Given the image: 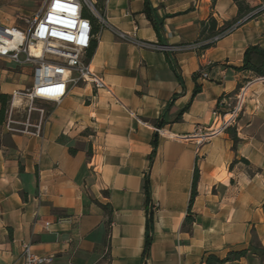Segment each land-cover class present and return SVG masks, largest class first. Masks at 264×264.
Segmentation results:
<instances>
[{"label": "crops", "instance_id": "0c3cea01", "mask_svg": "<svg viewBox=\"0 0 264 264\" xmlns=\"http://www.w3.org/2000/svg\"><path fill=\"white\" fill-rule=\"evenodd\" d=\"M148 1L158 34L145 0H95L111 26L166 45L195 43L210 15L219 25L237 16L233 0ZM39 2L0 0V24L24 28L15 16H33ZM93 32L86 62L107 89L81 80L59 103L36 101L42 116L15 100L10 117L42 118L39 136L6 128L11 95L31 88L33 73L0 56V94L9 97L0 121V264H22L24 244L52 258L44 264H205L207 254L248 248L251 230L264 247V77L236 69L249 45L264 49V12L200 55L141 48L96 23ZM216 113L230 118L218 131ZM197 128L206 136L200 145ZM145 176L153 230L143 257ZM225 264L264 261L253 255Z\"/></svg>", "mask_w": 264, "mask_h": 264}, {"label": "built area", "instance_id": "2783aa9c", "mask_svg": "<svg viewBox=\"0 0 264 264\" xmlns=\"http://www.w3.org/2000/svg\"><path fill=\"white\" fill-rule=\"evenodd\" d=\"M95 19L101 28L106 27L118 38L141 48H147L167 54L182 51H199L200 42L190 44L166 45L149 43L138 39L134 32L127 33L107 23L95 0H43L40 10L31 17H23L24 28L0 24V56L7 57L18 64L32 66L33 85L23 91H15L10 98V110L6 121L7 130L34 136L40 135L41 119L36 124L28 120L23 123L13 120L11 108L15 100L28 103V112L36 110L43 115V109L33 107L36 101H53L59 103L79 81L91 83L96 91L106 90L107 86L101 76L96 74L86 55L91 46L94 35V23L87 16ZM230 29L215 35L211 42L215 44L229 35ZM24 59H20V55ZM202 54V53H201ZM200 77L207 78V73L201 71ZM227 115L216 113L220 128L223 122H230ZM21 127H16L15 125ZM33 128V130H30ZM198 144L206 140L200 135L201 128H197ZM49 223H46L48 226ZM52 258L38 256L31 251L29 244L23 245L22 264H44Z\"/></svg>", "mask_w": 264, "mask_h": 264}, {"label": "trees", "instance_id": "16d2710c", "mask_svg": "<svg viewBox=\"0 0 264 264\" xmlns=\"http://www.w3.org/2000/svg\"><path fill=\"white\" fill-rule=\"evenodd\" d=\"M215 0H212L214 3ZM235 5L237 6V16L232 20L225 21L223 24L219 25L217 20L210 15L207 19L202 20L199 23V34L196 42H200L198 55L203 53L206 49H209L215 46L214 42H211V39L228 29L234 31L242 24L250 21L260 14L264 12V0H261V4L258 5H250L247 0H233ZM145 14L146 17L151 21L153 28L157 32H160V22L153 15V10L150 7V3L148 0H145ZM88 17L95 23V19L87 14ZM95 44L93 43L89 48V54L94 49ZM168 55L167 53H165ZM239 71H247L251 73L254 77H264V49L258 45H249L245 51L243 56L242 65L240 67H236ZM197 78V74L194 75V79ZM247 80V79H245ZM200 86L195 85L193 90V96H195L200 91ZM9 97L7 95L0 94V121L2 120L4 114L9 108ZM185 107L183 110H185ZM161 123H157V127H161ZM227 131L231 134V137L235 142H237L235 130H232L230 127L227 128ZM157 147V133L153 135L152 139V151L150 155V161L155 155ZM199 178L198 168L195 167L193 174V181L191 186V195L188 203V213L185 218V225L192 222L191 216V207L196 195V185ZM145 197H146V230H145V244L143 249V257H146L149 252V248L152 241V230H153V210L151 208L150 203V184L148 176H145ZM107 207V206H106ZM253 255H256L260 261H264V247L261 245L259 239L257 238L254 230H251V239L248 248L239 249V250H231L228 251L224 257H219L215 254H207L203 260L205 264H225L227 262L237 261L242 258H251Z\"/></svg>", "mask_w": 264, "mask_h": 264}, {"label": "rangeland", "instance_id": "374dc122", "mask_svg": "<svg viewBox=\"0 0 264 264\" xmlns=\"http://www.w3.org/2000/svg\"><path fill=\"white\" fill-rule=\"evenodd\" d=\"M40 2H39V5L43 2V0H39ZM249 3V2H248ZM251 5V4H250ZM39 7V6H38ZM38 9V8H37ZM23 17H28V16H25V15H17V16H15V21H16V23L17 24H20V25H22L23 24V21H22V18ZM40 105V102H34V104H33V107H36V108H42V106H39ZM228 118V117H227ZM220 122L218 121L217 123H216V131H218L219 129H220Z\"/></svg>", "mask_w": 264, "mask_h": 264}, {"label": "bare ground", "instance_id": "6f19581e", "mask_svg": "<svg viewBox=\"0 0 264 264\" xmlns=\"http://www.w3.org/2000/svg\"><path fill=\"white\" fill-rule=\"evenodd\" d=\"M14 103H15V101H14Z\"/></svg>", "mask_w": 264, "mask_h": 264}]
</instances>
